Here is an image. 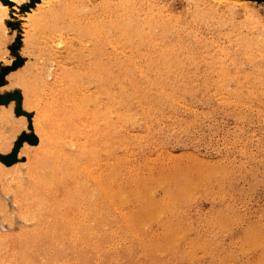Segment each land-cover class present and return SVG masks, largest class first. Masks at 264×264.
Masks as SVG:
<instances>
[{
  "label": "rangeland",
  "instance_id": "rangeland-1",
  "mask_svg": "<svg viewBox=\"0 0 264 264\" xmlns=\"http://www.w3.org/2000/svg\"><path fill=\"white\" fill-rule=\"evenodd\" d=\"M39 1L46 17L34 8L28 12L33 21L22 23L8 15L6 30L0 29V163L8 168L2 171L7 182L19 169L22 185L31 184L27 168H38L31 115L22 106L14 75L49 70L67 89L90 93L96 84L88 70L100 59L108 68L101 73L104 89L119 98L122 86L141 79L148 86L147 101L121 98L130 111L139 112H133L135 120L122 122L114 139L107 135V146L90 138L96 149L91 168L103 186L115 190L112 198L102 196L98 184L81 171L85 158L76 145L58 144L67 157L74 154L73 163L62 161L54 172L60 182L46 195L42 191L46 210L38 207L31 222L20 219L9 191L15 180L8 186L0 180L1 264H264V0H255L249 11H228L211 0ZM152 14L155 21L169 23L165 35L157 27L148 39L163 40L170 64H155L151 58L148 69L145 53L135 48L143 45L136 37L122 41L109 23H146ZM88 24L100 33L86 32ZM243 39L251 41L252 58L244 52ZM255 51L263 52L261 57ZM136 67L160 85H148ZM160 86L169 97L159 95ZM20 117L24 127L16 123ZM35 192L31 198L21 193L20 205L33 208ZM64 198L68 203L61 205ZM19 251L26 255L23 261L15 257Z\"/></svg>",
  "mask_w": 264,
  "mask_h": 264
},
{
  "label": "bare ground",
  "instance_id": "bare-ground-1",
  "mask_svg": "<svg viewBox=\"0 0 264 264\" xmlns=\"http://www.w3.org/2000/svg\"><path fill=\"white\" fill-rule=\"evenodd\" d=\"M120 1V0H119ZM142 1V0H141ZM214 1L222 6H224L228 11H232V9L235 8H241L245 11H249V5L251 3H253L255 0H211ZM135 2V1H134ZM140 3V2H139ZM40 1L39 0H0V29L2 30H6L5 27V18L9 15V16H13V17H17L19 19V21H21L22 23H29L31 21H33L34 19H32L28 12L29 11H35L34 8H36V10H38V15H40L42 18L45 16H47V11L42 10L39 6ZM151 9H153V7L151 6ZM93 10V9H92ZM120 10H122V8H120ZM160 11V10H159ZM121 13V12H120ZM140 13V11H139ZM138 13V14H139ZM131 14V12H130ZM17 15V16H16ZM203 15V14H202ZM8 16V17H9ZM155 15L152 14V16H149L148 18H146V23H109L112 25V27L116 30L119 39H122L128 42H133L134 38L136 37L135 40H138V42L140 43V45L142 46V49H139L138 47H135L137 50H139L140 53H145V56H142L143 59H145L144 62L147 63V66L149 65V60H151V58H153L155 64H161V65H166L169 63L168 62V52L167 49L168 47L161 44V42H163V40L160 39H154L152 41H150L148 39L149 37H152L155 35V30H157V27L162 31L161 34L165 35L167 31V29H169V23H163V22H157L155 21L156 19L153 17ZM7 17V18H8ZM121 17V16H120ZM127 17V16H126ZM201 18V17H199ZM9 19V18H8ZM58 19V16H56L54 18V22ZM42 20L41 18L39 19V21ZM126 20V19H125ZM164 20V19H163ZM38 21H34L32 23L36 24V27H38L37 25ZM53 23V22H52ZM57 23V22H55ZM226 23V22H225ZM101 24V23H100ZM56 27V24H55ZM141 28H147V32H142L139 31L141 30ZM86 32L87 31H91L93 32V34L95 35L96 33H100V28L96 27L95 25H87L86 26ZM91 32L89 34H91ZM92 34V35H93ZM97 35V34H96ZM108 35V34H107ZM252 38V37H251ZM264 37H262V42H260L261 46L264 47ZM245 40V39H243ZM119 41V40H118ZM121 41V40H120ZM121 41V42H122ZM246 41V40H245ZM107 42V41H106ZM137 42V41H136ZM147 42V43H146ZM99 43V42H98ZM126 43V42H125ZM243 43V42H242ZM247 43V45H246ZM97 44V43H96ZM95 44V45H96ZM246 45V48L244 49L245 53L248 54L250 56V48L251 47V41H246L244 43ZM130 45V44H129ZM244 45V46H245ZM99 47H95V51L97 52V54H99ZM173 50V49H172ZM171 50V51H172ZM264 50V49H263ZM258 52V51H255ZM101 53V52H100ZM178 53V52H177ZM253 53V52H251ZM263 53V52H262ZM259 53V57L260 54ZM264 54V53H263ZM262 54V56L264 57V55ZM103 55V54H101ZM99 56V55H98ZM254 56V54H253ZM252 58V56H250ZM100 58V56H99ZM100 59H97L96 62H94L91 66L90 69L88 70V76L89 78L92 79L93 82H95L96 84V89L94 90V92H87L86 89L83 90L84 88H76V90H69L66 88V86H63L62 80L60 77H58L56 75L55 72H49V70L47 71H43V69H37V68H33L31 73H18V75H14L16 82L19 84V86L21 87V94H22V106L25 110H27V112L31 115L30 117V125H31V132L33 133V135L36 137L35 142V158H33L34 163L37 162L38 168H33L32 165L28 166L27 168V172H28V178L31 181V184L28 185H22L21 181V175L18 173V170H14L13 171V175L11 178V180H9L8 182L10 183V181H14L15 180V189H11L9 190L13 196L14 199V203L17 207V212L20 214V219L22 218L23 221L25 223L27 222H31V219H34V217L36 216L35 210H38V207H42V194L44 192H50V188L51 186L54 185V182L59 181L60 179H55L53 174L54 172H56L57 170L60 169V166H62L61 164L64 161H68L71 160L73 163V160L75 156H73L74 154H72L70 157L64 155L67 153H63L60 150L59 147V143L64 147H68L70 148L71 146H79L81 148V153H82V158H85V161L82 163V165L80 166L82 168V172H84L86 175H88L90 178H92L97 186V188L101 189L102 196H108L110 198L111 195H114V191L113 189H110L107 186H103L101 184L100 181V177H99V173L94 174V166L93 169L91 168V165L95 162V152L96 149L94 148L95 146H93L91 143V140L93 139H98L99 143H102L104 145L107 144V135L109 137H112L114 134H116V130L117 128H119L120 125H122L124 123V121H129L130 120L133 121L135 120L134 117V113L136 112H132L129 110V108L127 106H125L123 103H125L121 98L124 100H130V99H134V98H139V97H144L145 100L147 101L146 98V93H147V85L142 84L141 79L139 81H131L129 82L127 87H121V91L123 93V95L121 97H115V94H113L112 92L106 90L103 88V84L101 83V76H102V72L104 73L106 68L101 62L99 63ZM122 60V59H121ZM127 60V59H126ZM252 60V59H251ZM43 61V60H42ZM101 61V60H100ZM115 61V60H114ZM134 61V59H133ZM130 61H128L129 63ZM171 62V61H170ZM104 63V62H103ZM121 63V62H120ZM126 63V62H125ZM133 63V62H132ZM110 64V63H109ZM113 64V63H112ZM110 64V65H112ZM170 64V63H169ZM39 65V64H38ZM37 65V66H38ZM43 65V64H42ZM89 65V64H88ZM119 65V63H118ZM120 66V65H119ZM137 66V65H136ZM146 66V67H147ZM44 67H46L44 65ZM115 67V66H114ZM113 67V68H114ZM126 67V66H125ZM145 67V69H146ZM150 65L148 66L149 69ZM161 67V66H160ZM112 68V69H113ZM124 69V68H123ZM127 69V68H126ZM134 70V69H132ZM130 70V72L132 71ZM165 70V69H163ZM108 71V70H106ZM105 71V72H106ZM110 71V70H109ZM118 71V69H117ZM125 71V70H124ZM129 71V69H128ZM136 71L138 72V76H140L148 85L152 84L155 87H158L160 85V83L157 82V80L155 79H151L148 75H147V70H143L141 67H136ZM129 72V74H130ZM149 72V71H148ZM121 73V72H120ZM126 73V72H125ZM20 74V75H19ZM66 74V73H65ZM63 74V75H65ZM84 71H83V75H84ZM112 74V72L110 73V75ZM119 74V73H118ZM136 74V73H135ZM81 76V74H79ZM131 75V74H130ZM168 75V74H167ZM75 76V75H74ZM73 76V77H74ZM77 78L78 75H76ZM86 76V75H85ZM116 76V75H115ZM132 76V75H131ZM225 76V74L221 75V80L223 82V77ZM47 77V78H46ZM50 79V81H46V79ZM76 77H74L75 79ZM88 78V79H89ZM117 78V77H116ZM114 78V81H116ZM133 78V77H132ZM118 79V78H117ZM12 80V79H11ZM72 80V79H71ZM80 80V79H78ZM124 80V79H123ZM88 81V80H87ZM120 81H122V78L120 77ZM160 81V80H159ZM163 81V80H162ZM13 82V80H12ZM74 82V80L72 81ZM71 82V83H72ZM77 82V81H76ZM90 82V81H89ZM15 83V82H14ZM69 83V82H68ZM82 82H80V87L82 86L81 84ZM261 83V81H260ZM74 84H77L74 82ZM73 84V85H74ZM118 84V83H117ZM86 85H90V83H86ZM15 86H18L15 84ZM50 86V87H49ZM71 86V85H70ZM118 86H120V84H118ZM18 87V88H20ZM49 87V88H48ZM54 87V88H53ZM68 87V86H67ZM76 87V85H75ZM151 87V86H150ZM222 88V85L220 86ZM72 88V87H70ZM124 88V89H123ZM175 88V87H174ZM170 89V88H169ZM159 91H161L159 93V95L163 96H168V92L164 91L162 89V87L160 86V88L158 89ZM154 91V90H153ZM171 92H174V90H172ZM223 92V91H222ZM105 95H103V94ZM106 96L105 101H101L100 96ZM158 94V93H157ZM158 96V95H157ZM169 97V96H168ZM167 98V97H166ZM165 98V100H166ZM149 99V98H148ZM158 99V97H157ZM137 100V99H136ZM139 100V99H138ZM156 99H154L155 101ZM162 100V99H161ZM153 101V102H154ZM132 103V102H131ZM138 103V102H137ZM152 104V103H151ZM150 104V105H151ZM159 104V103H158ZM173 104V103H172ZM136 105V104H135ZM149 105V106H150ZM153 107V106H152ZM149 108V107H148ZM148 110V109H147ZM146 110V112H148ZM155 109H153L154 112ZM12 112V111H10ZM158 113V112H157ZM8 113H5V115ZM12 114V113H11ZM136 114H139L136 113ZM161 114V113H160ZM144 115V114H143ZM148 115V114H147ZM163 115V114H162ZM7 116V115H6ZM10 116V115H9ZM15 117V116H14ZM1 120V119H0ZM15 120V118H14ZM25 119H23L22 117H20L18 119V121H16V123L19 124V126L24 127L25 124ZM6 121V120H5ZM140 121V120H138ZM155 121V120H154ZM3 122V121H2ZM123 122V123H122ZM1 124V123H0ZM15 124V123H14ZM16 125V124H15ZM147 125V124H145ZM27 126V125H25ZM18 127V126H17ZM29 128V127H28ZM21 129V128H19ZM2 129H0L1 131ZM25 130H30V129H26ZM6 134V133H5ZM4 134V135H5ZM123 137V136H122ZM91 138V140H90ZM113 138V137H112ZM119 138V137H118ZM117 138V139H118ZM11 139V138H10ZM89 139V140H88ZM114 139V138H113ZM116 139V138H115ZM124 139V138H123ZM94 140V141H95ZM10 141V140H7ZM123 141V140H122ZM112 142H114V140H112ZM121 142V141H120ZM119 143V142H118ZM3 144L2 141H0V145ZM101 144V146H102ZM8 145V144H7ZM113 145V144H112ZM126 145V144H125ZM107 146V145H106ZM114 146H116L114 144ZM11 146H9L10 148ZM127 147V145H126ZM111 148V147H110ZM2 149V147H1ZM4 149V148H3ZM28 149V148H27ZM30 149V148H29ZM110 150V149H109ZM3 151V150H2ZM6 151V150H5ZM103 151V150H102ZM106 151V148H105ZM108 151V150H107ZM100 152V151H99ZM109 152V151H108ZM77 154V152H75ZM104 153V152H102ZM107 153V152H106ZM1 155V153H0ZM28 155V154H27ZM78 155V154H77ZM24 156V155H23ZM22 156V158H23ZM48 158V161L50 160V162L48 164H46L45 158ZM21 157V156H20ZM19 157V158H20ZM97 160V159H96ZM119 160V159H118ZM63 161V162H62ZM78 164V163H77ZM112 164V161H111ZM22 165V164H21ZM36 165V164H35ZM36 165V166H37ZM65 166V165H63ZM72 166V165H71ZM111 166V165H110ZM9 167V166H8ZM44 167H46V171L48 172V175L50 173V175L47 177L46 174L44 173ZM66 167V166H65ZM128 167V166H127ZM68 168V167H67ZM110 168V167H109ZM112 168V167H111ZM5 169H8L6 167H4L1 163H0V180L4 182L5 185L8 186V182L5 180L4 175L2 173V171ZM129 169V167H128ZM93 170V171H92ZM111 170V169H110ZM115 170V169H114ZM113 170V171H114ZM125 170V169H124ZM112 171V170H111ZM128 172V171H127ZM106 173V172H105ZM112 173V172H111ZM133 173V172H132ZM10 175V173H9ZM128 175V174H127ZM137 175V174H136ZM135 175V176H136ZM23 176V175H22ZM101 176V173H100ZM104 176H102L103 178ZM24 178V177H22ZM136 178V177H135ZM87 179V178H86ZM138 179V178H137ZM110 180V177H109ZM108 180V183L110 182ZM114 180V179H113ZM110 183H113L112 180ZM58 184V183H57ZM120 185V184H119ZM117 185V186H119ZM133 185V183H132ZM91 186V185H89ZM83 187V186H82ZM12 188V187H11ZM84 188V187H83ZM87 188V187H86ZM90 188V187H89ZM94 188V186H93ZM118 189H120L119 187H117ZM117 189V190H118ZM37 190V192H35ZM91 190V189H90ZM94 190V189H93ZM8 191V192H9ZM43 191V193H42ZM86 191V190H85ZM133 191V190H132ZM32 192L36 193V196L33 197V208L23 205H20L19 202V196H21V193L24 194L25 197H28ZM40 192L38 195L37 193ZM137 192V191H136ZM34 193V194H35ZM89 193V192H88ZM138 193V192H137ZM140 193V192H139ZM45 194V193H44ZM92 194V193H91ZM95 194V193H94ZM92 194V195H94ZM121 194V193H120ZM46 195V194H45ZM91 195V196H92ZM119 195V194H118ZM124 195V194H123ZM121 195V196H123ZM87 196V195H86ZM89 196V195H88ZM136 196V195H135ZM32 196L30 195V198ZM120 196L117 197L116 200L120 201ZM125 197V196H124ZM29 198V199H30ZM44 198V196H43ZM107 198V197H106ZM119 198V199H118ZM28 199V200H29ZM46 199V198H44ZM53 199V198H51ZM92 199V198H91ZM90 199V200H91ZM108 199V198H107ZM27 200V198H26ZM55 200V199H54ZM53 200V201H54ZM88 200V199H87ZM93 200V199H92ZM101 200V199H100ZM145 200V199H144ZM58 201V200H57ZM147 201V200H146ZM162 201V200H161ZM160 201V202H161ZM56 202V201H54ZM94 202V201H93ZM96 202V201H95ZM159 202V201H158ZM24 203V202H23ZM26 203V202H25ZM47 205V201L45 202ZM52 203V202H51ZM66 203H68V199H63L61 202V205H66ZM92 203V202H91ZM102 203V202H101ZM112 203V202H111ZM109 203V204H111ZM54 204V203H53ZM52 204V206H53ZM90 204V203H88ZM98 204V203H97ZM113 204V203H112ZM124 204V203H123ZM143 204V203H142ZM164 204V203H162ZM46 205V206H47ZM56 206L59 207V203L55 204ZM87 205V204H86ZM92 205V204H90ZM94 205V203H93ZM92 205V206H93ZM101 205V204H100ZM99 205V206H100ZM166 205V204H165ZM5 206V204H4ZM88 206V205H87ZM86 206V208H87ZM97 206V205H96ZM93 207L92 210L96 209ZM107 206V204L105 205ZM115 206V204H114ZM171 206V205H170ZM89 207V206H88ZM98 207V206H97ZM103 207V205H102ZM113 207V205H112ZM160 207V205H159ZM162 207V206H161ZM160 207V208H161ZM167 207V206H165ZM31 208V209H30ZM43 208V207H42ZM56 208V207H55ZM54 208V209H55ZM4 209V207H3ZM45 209V208H43ZM113 209H115V207H113ZM163 209V207H162ZM46 210V209H45ZM58 210V209H57ZM91 210V211H92ZM100 210V209H99ZM103 210V209H102ZM107 210V209H106ZM120 210V208H119ZM5 211V210H4ZM40 211V210H38ZM50 211V210H49ZM87 211V210H85ZM90 211V212H91ZM115 211H117L115 209ZM125 211V210H124ZM124 211L122 212V214L124 213ZM162 211V210H161ZM89 212V211H88ZM103 212V211H102ZM101 212V213H102ZM119 212V211H118ZM146 212V211H145ZM160 212V211H159ZM97 213V212H95ZM94 213V216H95ZM106 213V212H105ZM86 214V212H85ZM109 214V213H107ZM119 214V213H118ZM125 214V213H124ZM123 214V215H124ZM2 216V213L0 214ZM11 215V214H10ZM43 216H45L44 214H42ZM90 215V214H89ZM157 215V214H156ZM86 218V215H83ZM93 216V215H92ZM91 216V217H92ZM94 216H93V221H94ZM112 216V215H111ZM3 217V216H2ZM5 217V216H4ZM96 217V216H95ZM9 218V217H8ZM47 218V217H46ZM49 218V216H48ZM108 218H110L108 216ZM112 218V217H111ZM110 218V219H111ZM123 218V217H122ZM151 218V216H150ZM84 219V218H83ZM91 219V218H90ZM115 219V218H114ZM62 220V219H61ZM96 220V219H95ZM98 220V219H97ZM100 220V219H99ZM125 220V219H123ZM63 221V220H62ZM61 221V223H63ZM92 221V223H93ZM106 221V220H105ZM109 221V220H108ZM86 222V221H84ZM163 222V221H162ZM91 223V222H89ZM126 223V222H125ZM160 223V222H159ZM88 224V222H87ZM98 224V223H97ZM64 225V224H63ZM106 225V224H105ZM122 225V224H121ZM124 225V224H123ZM82 226V225H80ZM79 226V227H80ZM90 226V225H89ZM100 227H102V225H99ZM31 227V226H30ZM92 227V225H91ZM106 227L103 225V228ZM165 227V226H164ZM34 228V227H32ZM81 228V227H80ZM80 228H78L79 230H81ZM84 228V226H83ZM82 228V230H83ZM119 228V225H118ZM102 229V228H101ZM170 229V227H169ZM77 230V229H76ZM86 230L87 227H86ZM85 230V231H86ZM105 230V228H104ZM101 230V233L102 231ZM118 230V229H117ZM122 230V229H121ZM125 230V229H124ZM34 231V229H33ZM74 231V230H73ZM84 231V232H85ZM91 231V230H90ZM89 231V232H90ZM92 231H95V229H92ZM91 231V232H92ZM106 231V230H105ZM104 231V232H105ZM110 231V230H109ZM61 232V231H60ZM75 232V231H74ZM77 232V231H76ZM100 232V231H98ZM121 232V231H120ZM36 233V232H35ZM51 233V232H50ZM72 233V232H71ZM70 233V234H71ZM83 233V231L81 232ZM88 233V231L86 232ZM94 233V232H93ZM108 233V232H106ZM105 233V235H106ZM111 234V232H109ZM116 233V232H115ZM126 233V232H124ZM74 234V233H73ZM92 234V233H91ZM98 234V233H97ZM104 234V233H103ZM102 234V235H103ZM128 234V233H127ZM131 234V233H130ZM137 234V233H136ZM79 235V234H78ZM89 235V234H88ZM101 235V236H102ZM77 236V234H76ZM91 236V235H90ZM89 236V237H90ZM99 236V235H97ZM125 236V235H124ZM9 237V235H8ZM71 237V236H70ZM6 238V237H5ZM120 239V238H119ZM2 240H4L2 238ZM1 241V239H0ZM123 242V241H122ZM1 243V242H0ZM8 243V242H7ZM119 243V242H118ZM2 244V243H1ZM2 247V246H1ZM6 250V248L4 249ZM15 257L19 260V261H23L26 257L25 253H22L21 251H19V253L15 252ZM2 258V257H1ZM1 260V259H0ZM1 264V261H0Z\"/></svg>",
  "mask_w": 264,
  "mask_h": 264
}]
</instances>
